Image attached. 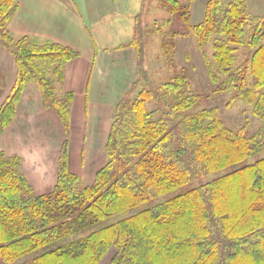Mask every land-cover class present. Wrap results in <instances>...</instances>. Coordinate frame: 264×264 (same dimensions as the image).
I'll return each instance as SVG.
<instances>
[{
    "label": "trees",
    "instance_id": "16d2710c",
    "mask_svg": "<svg viewBox=\"0 0 264 264\" xmlns=\"http://www.w3.org/2000/svg\"><path fill=\"white\" fill-rule=\"evenodd\" d=\"M17 8V0H0V46L16 67L0 106V132L34 83L43 107L58 114L65 142L56 183L40 195L20 158L0 153V264H98L111 247L110 264H264V16L252 15L246 0H208L202 22L188 25L201 49L213 45L212 59L203 58L212 93L232 92L231 101L245 102L261 120L251 135L243 127L228 128L218 108L201 107L206 94L195 91L183 73L145 86L147 25L141 28L136 17L130 46L138 77L115 107L107 160L84 186L68 169L73 93L59 94L57 87L78 53L14 37L8 22ZM163 8L180 12L187 24L190 4L166 0ZM153 28L161 31V25ZM179 28L169 33V44L163 39L164 55L172 54L173 37L189 34ZM249 158L255 160L245 162ZM211 174L217 175L192 185Z\"/></svg>",
    "mask_w": 264,
    "mask_h": 264
},
{
    "label": "crops",
    "instance_id": "0c3cea01",
    "mask_svg": "<svg viewBox=\"0 0 264 264\" xmlns=\"http://www.w3.org/2000/svg\"><path fill=\"white\" fill-rule=\"evenodd\" d=\"M17 2L18 8L8 22V30L14 37L27 36L40 43L51 41L78 53L76 58L66 63L64 80L60 84L62 92H58L73 93L69 113L71 142L68 143V169L78 174L81 180L72 165L73 154L80 153L81 166L88 170L95 166L100 155L107 154L105 145L115 107L128 95L138 77L136 51L130 43L134 36L136 17L141 18L143 14L144 0ZM15 68L12 55L0 48V73L6 77L0 83V104L13 86ZM14 122L18 130L29 129L27 136L33 139L30 147L35 149L44 145L34 146V141L43 140L44 134L47 135L48 129H51L52 134L50 138L48 136L46 147L40 150L42 163L48 160L53 162L51 177L42 174L40 181H30L24 171L36 192H50L56 183L57 162L60 148L65 142V132L59 127L61 125L57 114L43 107L37 85L29 84L25 87L16 108ZM40 122L44 124V131ZM80 138L81 145L78 141ZM24 151L18 148L16 154L20 156ZM104 164L103 161L95 167L94 176Z\"/></svg>",
    "mask_w": 264,
    "mask_h": 264
},
{
    "label": "rangeland",
    "instance_id": "374dc122",
    "mask_svg": "<svg viewBox=\"0 0 264 264\" xmlns=\"http://www.w3.org/2000/svg\"><path fill=\"white\" fill-rule=\"evenodd\" d=\"M182 4H190V8L188 10V22L187 24L183 23L180 12L175 14H169L163 6L165 5L166 0H144V9L143 14L141 15V28L147 25V30H144V44H145V62L144 69L146 74L148 75V82H145V86L154 87L159 85L170 79L175 74L183 73L188 77L189 82L191 83L192 88L199 93H205L206 96L201 101V107H216L219 111V117L222 119L224 124L231 129L238 130L241 127L245 128L246 133L251 135L258 131L261 127L262 122L258 117L254 116L252 113V107L247 105L243 101L233 100L231 101L232 92H222V93H212V84L208 78L207 70L204 62V55L209 57L211 60V56L213 53V45L211 42L207 43L205 49H201L197 43L196 38L190 32L189 28L194 27L202 22V19L205 15V8L208 0H180ZM229 2L231 0H225ZM246 3L250 9V12L254 16H264V0H246ZM168 21L166 22V20ZM166 22V23H165ZM161 25V31L154 32L155 26ZM188 31V35H177L175 38L171 39L174 45V49L168 50L172 54L164 55V45L165 41L169 44L168 38H171L169 33L171 30H178L179 27ZM190 27H189V26ZM180 29V28H179ZM165 37V38H164ZM164 39V41H163ZM2 49V47L0 46ZM242 53H238V61H240ZM171 55V56H170ZM16 69V68H15ZM6 79V77L0 73V83ZM147 83V84H146ZM34 84V83H30ZM29 85V84H28ZM27 85V86H28ZM144 86V83L141 82L138 88ZM58 91L62 92V86L58 85ZM137 91L131 92L129 94V99H134L136 97ZM41 94V93H40ZM8 95V93H7ZM6 95V96H7ZM6 98V97H5ZM2 99V102L5 100ZM1 102V104H2ZM230 102L229 106L226 104ZM0 104V106H1ZM150 108L155 107L154 104H149ZM50 110V109H48ZM16 116V114H15ZM14 116V118H15ZM14 118H12L11 123L0 132V153H4L8 156L16 155V151H21L24 149L25 154L23 152L20 153L21 161V170L27 172V176L30 181H40L42 178V174H45L47 177H51L53 172V162L52 160H48L46 163H42L41 161V149L46 147V141L49 140L51 129H48V134H44L43 140L41 139L39 142L34 141V146L37 144H41L42 148L35 149L34 147H30L31 142L33 141L32 137H28L27 133L29 131L26 130L21 131L16 128V124L14 122ZM57 118H59L57 114ZM61 129L65 132L64 126L59 118ZM14 123V124H13ZM13 125V127H12ZM34 126V125H31ZM10 127L12 129L10 130ZM41 129L44 128L43 122H40ZM31 129V128H30ZM44 131V129H43ZM24 132V133H23ZM44 133V132H43ZM49 136V138H48ZM77 140V139H76ZM81 138L78 140L81 145ZM71 142V141H70ZM69 142V144H70ZM24 145L25 147H23ZM63 146V145H62ZM62 146L60 150L62 149ZM70 146V145H69ZM80 153L73 154L72 165H74V169H77V172L81 176L82 184L88 185L92 183L94 177L95 167H98L103 161L106 162L107 156L100 155L98 160L95 162V166L90 170L86 169L84 166H81V155ZM22 156V157H21ZM33 157V158H31ZM51 157V155H50ZM259 157H264V153H261ZM258 157V158H259ZM257 158V157H256ZM255 160V158H249L247 163ZM24 165V170H23ZM47 171H46V168ZM50 167L52 170H50ZM26 169V170H25ZM57 172H58V162H57ZM217 174H211L210 176L204 177L201 181L194 182L192 185H199L201 182L211 181L216 177ZM57 178V175H56ZM28 180V179H27ZM28 180V181H29ZM31 184V183H30ZM33 187V185L31 184ZM34 188V187H33ZM35 193L36 192L34 188ZM45 193V192H44ZM40 193V194H44ZM39 194V195H40ZM176 194V192L172 193V195ZM172 195H163L157 198L154 202H162ZM114 254V247H111L104 255L103 259L98 264H110L112 256ZM20 264V263H19Z\"/></svg>",
    "mask_w": 264,
    "mask_h": 264
}]
</instances>
